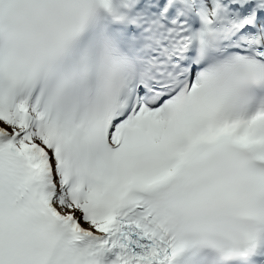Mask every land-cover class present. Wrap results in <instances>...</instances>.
Listing matches in <instances>:
<instances>
[{"label":"snow or ice","instance_id":"6c2138e0","mask_svg":"<svg viewBox=\"0 0 264 264\" xmlns=\"http://www.w3.org/2000/svg\"><path fill=\"white\" fill-rule=\"evenodd\" d=\"M0 264H264V0H0Z\"/></svg>","mask_w":264,"mask_h":264}]
</instances>
